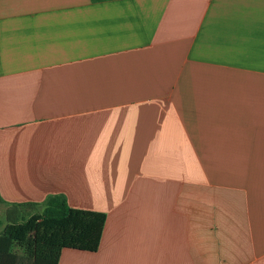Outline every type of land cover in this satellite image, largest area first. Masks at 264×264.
<instances>
[{"label":"crops","instance_id":"1","mask_svg":"<svg viewBox=\"0 0 264 264\" xmlns=\"http://www.w3.org/2000/svg\"><path fill=\"white\" fill-rule=\"evenodd\" d=\"M0 194L107 215L59 264H264V0H0Z\"/></svg>","mask_w":264,"mask_h":264},{"label":"trees","instance_id":"2","mask_svg":"<svg viewBox=\"0 0 264 264\" xmlns=\"http://www.w3.org/2000/svg\"><path fill=\"white\" fill-rule=\"evenodd\" d=\"M0 203L7 204L0 264H59L64 248L94 252L100 246L104 212L72 207L62 194L40 203H10L0 194Z\"/></svg>","mask_w":264,"mask_h":264},{"label":"rangeland","instance_id":"3","mask_svg":"<svg viewBox=\"0 0 264 264\" xmlns=\"http://www.w3.org/2000/svg\"><path fill=\"white\" fill-rule=\"evenodd\" d=\"M29 213L25 214V217H28ZM6 224V208L3 205H0V230L3 229V226Z\"/></svg>","mask_w":264,"mask_h":264}]
</instances>
